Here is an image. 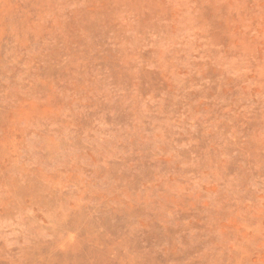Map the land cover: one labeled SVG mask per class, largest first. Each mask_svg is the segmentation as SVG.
Listing matches in <instances>:
<instances>
[{
    "label": "rangeland",
    "instance_id": "374dc122",
    "mask_svg": "<svg viewBox=\"0 0 264 264\" xmlns=\"http://www.w3.org/2000/svg\"><path fill=\"white\" fill-rule=\"evenodd\" d=\"M0 264H264V0H0Z\"/></svg>",
    "mask_w": 264,
    "mask_h": 264
}]
</instances>
